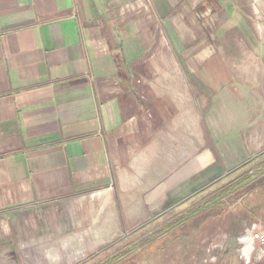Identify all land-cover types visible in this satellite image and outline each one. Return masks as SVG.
<instances>
[{
    "label": "crops",
    "instance_id": "obj_1",
    "mask_svg": "<svg viewBox=\"0 0 264 264\" xmlns=\"http://www.w3.org/2000/svg\"><path fill=\"white\" fill-rule=\"evenodd\" d=\"M233 6L0 0V257L82 264L264 153Z\"/></svg>",
    "mask_w": 264,
    "mask_h": 264
},
{
    "label": "rangeland",
    "instance_id": "obj_2",
    "mask_svg": "<svg viewBox=\"0 0 264 264\" xmlns=\"http://www.w3.org/2000/svg\"><path fill=\"white\" fill-rule=\"evenodd\" d=\"M232 3L234 4L232 10L234 13H232L231 25H240V27L238 30L232 31L231 35L242 44H245L247 46L246 50L251 55L253 48H249V43L246 44L245 42L246 40L251 42L257 38L254 32L250 31L251 28H260L258 25L264 27V0H232ZM263 169L264 154H261L257 159H251L240 172L230 173L225 178L216 180L212 183L214 184L213 188L198 195L200 197L197 200H194L193 203H187L181 210L177 211V213L187 211L193 205L205 201L203 199L209 198V195H212L221 187L237 182L236 179L241 178L240 180L244 182L239 185L237 191L234 188V193H231L228 198L208 206L206 216H202L201 221H206L208 215H221V217L204 223L200 231L197 232V238L194 242L198 253L194 264H264V246H260L251 240L253 232L264 234V187L262 189L257 188L259 184L264 185ZM232 199L237 201L233 205ZM167 219L168 217L154 222L145 231H148L150 236ZM193 237H195V234ZM202 246H208L206 253L203 251ZM118 247L120 246H116L89 264H95L109 257L119 249ZM193 253L195 254L192 250L188 252L173 247L168 254H154L142 264H176L179 260L188 261L189 255L191 256ZM15 259H17L15 256L2 257L1 255L0 264H13L16 261Z\"/></svg>",
    "mask_w": 264,
    "mask_h": 264
},
{
    "label": "trees",
    "instance_id": "obj_3",
    "mask_svg": "<svg viewBox=\"0 0 264 264\" xmlns=\"http://www.w3.org/2000/svg\"><path fill=\"white\" fill-rule=\"evenodd\" d=\"M237 171H239V169ZM240 179L241 178L236 179L237 182L221 187L215 193L209 195V198L203 199L205 201H201L199 204L193 205L185 212L177 213L174 210L168 211L162 216L157 217L156 219L137 228L128 236L102 249L99 253L90 257V259L82 264H89L118 245L120 247H118L119 249L114 252V254H111L109 257L96 262L95 264H142L145 260H148L150 256H154V254H168L173 247H177L178 250L181 248L188 252H191V250L192 252H195V254L193 253L191 256L189 255L188 261L179 260L176 264H194L195 257L198 253L194 242L195 238H197V232L200 231V228L204 225V223L221 217V215H208V219L206 221H201L202 216H206V210H208L207 208L210 204H215L217 201L221 202L225 198H228L231 193H234V190H236L239 185L244 183L243 180ZM213 186L214 184L209 185L208 187L202 189L199 194H203L213 188ZM263 187L264 185L262 184L257 185L258 189H262ZM232 202L233 205L237 201H233L232 199ZM167 217V221L163 225L158 226V229L149 236V232L145 231L146 228L154 222H158ZM194 234L195 237H193ZM153 237H155V239H153ZM202 248L206 253L208 246H202Z\"/></svg>",
    "mask_w": 264,
    "mask_h": 264
},
{
    "label": "built area",
    "instance_id": "obj_4",
    "mask_svg": "<svg viewBox=\"0 0 264 264\" xmlns=\"http://www.w3.org/2000/svg\"><path fill=\"white\" fill-rule=\"evenodd\" d=\"M251 240L260 246H264V234L260 232H253L251 234Z\"/></svg>",
    "mask_w": 264,
    "mask_h": 264
}]
</instances>
